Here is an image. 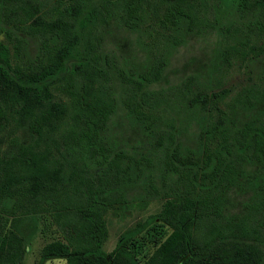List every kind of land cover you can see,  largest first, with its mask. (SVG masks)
Segmentation results:
<instances>
[{"label":"trees","instance_id":"16d2710c","mask_svg":"<svg viewBox=\"0 0 264 264\" xmlns=\"http://www.w3.org/2000/svg\"><path fill=\"white\" fill-rule=\"evenodd\" d=\"M0 33V264L37 223L55 231L40 253L68 264H264V0H0ZM208 33L254 71L227 99L194 74L162 82L171 51ZM118 111L137 136L115 135ZM134 186L160 208L104 251ZM155 219L168 232L138 260Z\"/></svg>","mask_w":264,"mask_h":264},{"label":"rangeland","instance_id":"374dc122","mask_svg":"<svg viewBox=\"0 0 264 264\" xmlns=\"http://www.w3.org/2000/svg\"><path fill=\"white\" fill-rule=\"evenodd\" d=\"M2 37L3 35L0 33V39ZM107 37L110 45L122 53H133L137 57V53L133 52L128 35L114 29ZM215 40L213 33L201 36L188 35L182 44L171 51L162 82L165 84L176 83L180 79H184V76L194 74L196 80L203 81L208 85L206 89L201 90L202 93H205V99L212 97L211 92H226L225 99H227L239 85L255 78L253 77L254 71L237 59L229 65L222 62L218 57L219 52L216 49ZM257 64L254 63L256 70L260 71V66ZM218 105H220V101ZM109 124L117 137L128 139L138 135L136 125L120 111L111 117ZM154 180L156 181V179ZM129 190L134 199L132 206L119 216L113 215L111 212L105 214L108 233L102 244L104 251L113 247L122 230L143 221L148 214L160 208V201L150 198L149 194L144 195L140 187L134 186ZM244 195V192L233 191L229 207L237 210L241 205L238 203L243 201ZM144 199H146V203L140 204ZM167 232L168 228L156 219L138 230L132 245L136 258L138 260L145 258ZM27 236V248L23 259L18 264H68L63 257L43 256L40 253L41 245L55 237L53 225L43 227L41 223H37L34 229H29ZM229 263L230 261L224 264Z\"/></svg>","mask_w":264,"mask_h":264}]
</instances>
